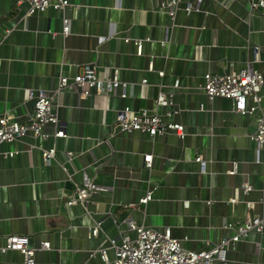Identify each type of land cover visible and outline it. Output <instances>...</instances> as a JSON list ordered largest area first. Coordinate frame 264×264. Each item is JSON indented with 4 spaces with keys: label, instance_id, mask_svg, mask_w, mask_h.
I'll list each match as a JSON object with an SVG mask.
<instances>
[{
    "label": "crops",
    "instance_id": "obj_1",
    "mask_svg": "<svg viewBox=\"0 0 264 264\" xmlns=\"http://www.w3.org/2000/svg\"><path fill=\"white\" fill-rule=\"evenodd\" d=\"M157 1L162 0H68L64 11L25 15L26 0H0V116L26 120L34 104L29 89L53 92L60 76L71 78L86 63L101 77L118 69L124 84L86 97L63 88L52 108L65 136L54 138L55 126L47 124V139L29 133L0 144V248L7 235L28 236L37 248L36 264H100L90 250L108 247L110 238L134 237L128 221L169 227L183 248L200 251L232 233L222 228L224 222L262 214L264 151L257 163L250 135L264 116V84L252 115L233 112L228 98L208 100L201 84L206 72L249 67L264 75V6L203 0L200 11L186 13L182 7L193 0H182L171 18ZM63 17L69 18L66 35ZM135 41H142L140 55ZM159 91L171 94V105L156 104ZM125 106L180 123L185 136L120 130L115 119ZM51 146L56 155L46 164L40 148ZM197 155L205 161L203 171ZM84 172L110 189L93 194L87 209L65 206ZM244 182L252 187L246 194ZM150 190L151 200L139 205ZM234 197L238 201L231 203ZM95 221H101L100 232L89 238ZM43 241L50 247L40 249ZM107 253L114 255L111 248ZM226 257L225 264H264V231L232 245ZM0 264H22L21 254L0 250Z\"/></svg>",
    "mask_w": 264,
    "mask_h": 264
},
{
    "label": "built area",
    "instance_id": "obj_2",
    "mask_svg": "<svg viewBox=\"0 0 264 264\" xmlns=\"http://www.w3.org/2000/svg\"><path fill=\"white\" fill-rule=\"evenodd\" d=\"M202 1L193 0L187 2L182 8L186 13L200 11ZM26 2L28 3V8L25 15H33L47 8L64 11L69 5L68 0H26ZM249 2L252 9L264 6V0H249ZM181 3L182 0H162L155 2V5L165 11L171 18H174ZM62 22V34L66 35L69 32V18L63 17ZM134 43L137 54L140 55L142 52V41H135ZM255 50L257 49L255 48ZM148 68L150 70L153 69L152 63L149 64ZM163 73V71L158 72L160 76H163ZM142 81L146 83L145 79ZM263 84L264 75L262 73L245 67L239 71L227 74L206 72L203 75L201 88L208 100H214L216 97L228 98L231 100L233 112L241 115H252L260 108L262 99L260 92ZM121 85L124 84L119 80L118 69H114L107 77H101L97 74L95 65L86 63L80 66L79 70L71 78L60 76L58 85L53 92L43 89L36 91L29 89L27 94L28 98L33 99V112L24 121L16 119L7 113L2 114L0 116V144L18 140L29 133L34 137L47 139L50 136L44 131V127L47 124L55 126V130L52 133L54 138L65 136L64 130L59 125L58 117L52 108L55 94L63 88H68L79 96L86 97L94 92L97 94L114 92ZM177 86L178 80H175L174 87ZM121 96H125V93L123 92ZM155 102L158 106H169L172 104L171 94L159 91ZM200 107L202 108L203 105ZM170 114L169 111L166 112V115ZM115 125L120 130H139L146 132L151 137L167 132H172L179 138L185 136L182 124L166 121L159 114L151 113L147 109L135 111L128 106L118 111ZM250 138L255 142V161L260 163L262 162L260 153L264 151V116L260 115L257 117L256 128ZM40 151L42 160L46 164L50 163L56 155L54 146L40 148ZM12 154L13 152H9L5 155ZM66 155L69 161L73 158L71 151H67ZM145 158L147 159L145 166L149 168L151 166V155L148 154ZM195 161L200 164V168L203 171L205 169V161L201 155H197ZM236 170L237 163H234L229 173L233 174ZM109 189V186L93 182L84 172L82 183L75 186L72 194L64 200V205L67 207L81 205L84 209H87L90 197L93 194ZM251 189V184L247 182L241 185V191L245 194ZM151 198L152 191L150 190L139 198L138 204H146ZM237 201L238 198L235 197L230 199L231 203ZM259 202L262 206V214L248 215L237 223L224 222L222 228L232 233L205 250L195 251L183 248L180 241L172 236L169 227L158 229L128 221L127 228L129 231L134 232V237L127 233L120 238L119 242L114 238H110L108 247L92 249L89 252V256L98 255L100 264H214L216 261L225 264L227 251L232 245L248 237L250 233H261L264 231V194ZM184 204L187 205L186 202ZM246 205L251 207L252 202L247 201ZM100 226L101 221H95L93 226L90 227L88 237H96L100 232ZM49 247V241H43L39 248L47 249ZM108 248L113 249L114 255L112 258L107 253ZM0 250L2 252L17 250L21 254L22 264H36L35 254L37 248L30 244L28 236L7 235L5 244Z\"/></svg>",
    "mask_w": 264,
    "mask_h": 264
}]
</instances>
